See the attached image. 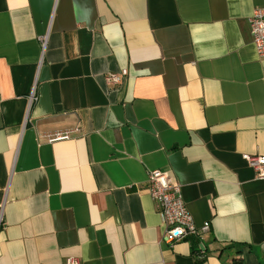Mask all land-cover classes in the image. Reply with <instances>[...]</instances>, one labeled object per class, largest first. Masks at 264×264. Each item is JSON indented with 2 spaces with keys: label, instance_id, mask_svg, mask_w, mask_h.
<instances>
[{
  "label": "crops",
  "instance_id": "obj_1",
  "mask_svg": "<svg viewBox=\"0 0 264 264\" xmlns=\"http://www.w3.org/2000/svg\"><path fill=\"white\" fill-rule=\"evenodd\" d=\"M258 6L0 0V264H264ZM153 169L208 231L162 242Z\"/></svg>",
  "mask_w": 264,
  "mask_h": 264
},
{
  "label": "built area",
  "instance_id": "obj_2",
  "mask_svg": "<svg viewBox=\"0 0 264 264\" xmlns=\"http://www.w3.org/2000/svg\"><path fill=\"white\" fill-rule=\"evenodd\" d=\"M253 42L261 57H264V7L254 8L249 18ZM128 75V70L107 72L105 81L112 86H120ZM71 132H58L50 140L70 137ZM244 159L251 166L258 178H264V155L243 154ZM147 188L156 208L161 213L164 231L161 236L162 242L168 246H174L177 242L191 235H202L210 229V222L202 226L195 223L194 217L186 206L181 183L170 172L153 169L148 172ZM66 264H81L76 257L67 259Z\"/></svg>",
  "mask_w": 264,
  "mask_h": 264
},
{
  "label": "trees",
  "instance_id": "obj_3",
  "mask_svg": "<svg viewBox=\"0 0 264 264\" xmlns=\"http://www.w3.org/2000/svg\"><path fill=\"white\" fill-rule=\"evenodd\" d=\"M197 252H200L201 251V249L200 248H197V250H196Z\"/></svg>",
  "mask_w": 264,
  "mask_h": 264
}]
</instances>
